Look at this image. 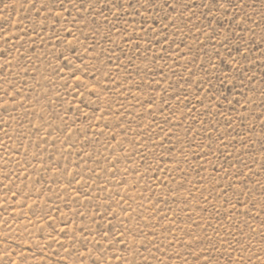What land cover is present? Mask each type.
<instances>
[{
  "label": "rangeland",
  "instance_id": "374dc122",
  "mask_svg": "<svg viewBox=\"0 0 264 264\" xmlns=\"http://www.w3.org/2000/svg\"><path fill=\"white\" fill-rule=\"evenodd\" d=\"M0 264H264V0H0Z\"/></svg>",
  "mask_w": 264,
  "mask_h": 264
}]
</instances>
